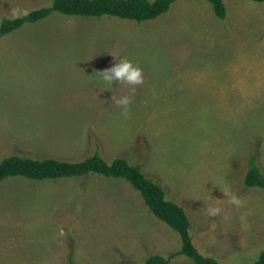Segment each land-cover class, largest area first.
<instances>
[{
	"label": "rangeland",
	"instance_id": "1",
	"mask_svg": "<svg viewBox=\"0 0 264 264\" xmlns=\"http://www.w3.org/2000/svg\"><path fill=\"white\" fill-rule=\"evenodd\" d=\"M52 2L0 0V25ZM225 3V19L207 0H178L141 23L54 12L1 37L0 162L17 154L124 157L185 209L203 255L254 263L264 250V187L244 178L253 155L264 174V2ZM50 59H65L63 74ZM122 59L141 69L143 82L109 90L97 72ZM98 93L72 104L87 112L53 113L64 96ZM123 96L131 99L127 117L115 103ZM181 245L124 179L0 183V264L142 263ZM169 264L196 263L179 254Z\"/></svg>",
	"mask_w": 264,
	"mask_h": 264
},
{
	"label": "trees",
	"instance_id": "2",
	"mask_svg": "<svg viewBox=\"0 0 264 264\" xmlns=\"http://www.w3.org/2000/svg\"><path fill=\"white\" fill-rule=\"evenodd\" d=\"M178 0H53V2L15 18H4L0 25V38L21 28L25 23H33L48 18L54 12L66 16L98 18L103 16L134 20L139 23L159 17L169 11ZM216 17L225 19L226 0H207ZM264 2V0H253ZM101 174L106 177L121 178L130 182L138 190L153 214L179 233L181 249L164 257L151 255L144 262L119 264H169L177 255L184 254L196 264H220L213 258L203 255L194 245L191 235L192 224L185 209L167 198L166 190L160 182L149 177L140 164H132L124 157L107 161L99 151L79 161L54 157L34 158L23 155H11L0 162V183L10 177L20 176L34 181L46 179L81 177L89 174ZM244 183L246 186L264 187V174L253 155L250 170ZM251 264H264V250Z\"/></svg>",
	"mask_w": 264,
	"mask_h": 264
},
{
	"label": "clouds",
	"instance_id": "3",
	"mask_svg": "<svg viewBox=\"0 0 264 264\" xmlns=\"http://www.w3.org/2000/svg\"><path fill=\"white\" fill-rule=\"evenodd\" d=\"M97 73L99 74L100 81L105 84L109 90L113 88L114 85L128 84L135 86L143 82L141 69L128 59H122L114 66ZM115 103L122 108L121 115L127 117L129 115L131 99L128 96H123L116 100ZM231 202L234 204L239 203L238 199L235 197L232 198ZM215 211L218 210H213V214Z\"/></svg>",
	"mask_w": 264,
	"mask_h": 264
},
{
	"label": "crops",
	"instance_id": "4",
	"mask_svg": "<svg viewBox=\"0 0 264 264\" xmlns=\"http://www.w3.org/2000/svg\"><path fill=\"white\" fill-rule=\"evenodd\" d=\"M82 60H85V59H81V60H77V61H82ZM70 61H72V59H70ZM73 61H76V60H73ZM87 61V60H86ZM55 65H60V67L61 68H58V69H56L55 68ZM65 65H67L66 64V61H65V59L64 60H55V59H50V66H51V68H53L54 69V72H58V73H62L63 74V72H64V69L65 68H63L62 66H65ZM36 68V66L34 67V68H32V69H30V71L31 70H36L35 69ZM41 71V70H40ZM39 71V72H40ZM101 71H103V70H101ZM41 79H46L45 77H43V76H41ZM92 85V84H91ZM82 88L84 87V88H86V86L85 85H82L81 86ZM87 91H85V93H86ZM81 94H79V96L77 97V99L76 98H74L73 99V97H67V96H64L63 97V99H64V101H62L61 100V102H62V104H60V106H58V111H56V112H53L54 114L55 113H57V112H63V113H75V112H81V111H83V112H87V110L86 109H84V107L82 108V110L81 111H79V108H80V106H74V105H72V104H76V103H80L81 104V106L83 105V104H85L86 102H84V101H82V99H84V98H91V99H93L94 97H97L98 95H99V93L98 94H96V95H94L93 97H87V96H85V94L83 95V96H80ZM50 98H52L53 99V95H52V93L50 94V96H49ZM68 102V104H66ZM85 110V111H84Z\"/></svg>",
	"mask_w": 264,
	"mask_h": 264
}]
</instances>
